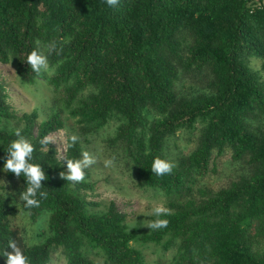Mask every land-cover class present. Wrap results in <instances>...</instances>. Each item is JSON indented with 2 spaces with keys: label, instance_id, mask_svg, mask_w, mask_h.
<instances>
[{
  "label": "trees",
  "instance_id": "1",
  "mask_svg": "<svg viewBox=\"0 0 264 264\" xmlns=\"http://www.w3.org/2000/svg\"><path fill=\"white\" fill-rule=\"evenodd\" d=\"M37 41L51 75L26 63ZM250 58L264 71V0H120L115 8L105 0H0V62H15L24 83L41 79L62 92L75 121L63 107L41 122L38 108L19 115L0 81V173L25 190L23 176L3 170L21 128L35 147L31 162L48 176L38 208L21 201L19 209L0 191V264L12 239L31 264H49L57 251L67 264H149V248L176 250L162 264H264V79ZM112 121L106 141L114 161L122 158L140 187L165 196L167 228H132L116 202L89 199L97 182L86 170L83 183L60 178L67 159L81 158L89 137ZM60 129L64 154L42 147ZM181 130L196 133L195 146L172 158L167 143ZM73 134L80 141L69 147ZM227 150L248 173L219 189L202 184L215 171L214 153ZM156 157L175 162L173 174L154 175ZM20 210L29 237L12 226Z\"/></svg>",
  "mask_w": 264,
  "mask_h": 264
},
{
  "label": "rangeland",
  "instance_id": "2",
  "mask_svg": "<svg viewBox=\"0 0 264 264\" xmlns=\"http://www.w3.org/2000/svg\"><path fill=\"white\" fill-rule=\"evenodd\" d=\"M249 61L253 69L260 70L264 79V71L262 70L263 61L259 58H250ZM50 68L53 72V67ZM0 81L5 85L9 94V101L19 115L38 108L39 118L37 121L41 122L56 111L53 110L54 107H59L60 109L63 107L61 110L63 117H66L70 125L75 124L74 118H71L70 113L66 110L68 106L63 102V93L54 91L52 85L45 82V80L38 79L35 83H24L17 73L15 62H0ZM184 85L185 88H188L190 82L186 81ZM116 123V121H112L104 131L92 134L89 137L90 144H88L89 150L87 151L95 158L96 162L86 169V171L90 175L89 179L97 182V187L94 195L90 196L88 194V197L103 205L113 200L116 202L118 209L128 215V222L132 228L141 227L144 220L150 219L151 215L149 214L154 205L163 204L165 206L166 198L162 193L140 187L136 177L130 175L127 163L122 158L119 162L114 161L112 155L113 148L111 145L109 146L106 139L108 134H113ZM192 132L181 130L176 136L169 139L166 151H168L170 157L177 158L181 153H187L194 149L196 133ZM48 137L54 141L51 144L57 147L59 153L64 154L67 146V130H57L49 134ZM214 154L216 156L215 171L204 176L200 180L202 184L219 189L227 186L231 178H235L241 173H248L245 165L231 161L230 151L227 150L220 156H217V153ZM19 186V181L8 180L3 173H0V191L13 200L20 209L21 201H19V195L21 189ZM103 205L98 207V209L102 208ZM11 222L12 226L20 232H23L24 228H26V232L24 233H27V237L32 233L31 222L25 212L20 210L19 214L12 217ZM38 227H40L39 223H36L35 230ZM43 238H38L39 243L42 242L40 240ZM145 251L149 264H162L169 262L176 250L170 249L163 252L159 248L156 251L153 248H149ZM49 264L67 263L64 255L60 251H57L53 254Z\"/></svg>",
  "mask_w": 264,
  "mask_h": 264
},
{
  "label": "clouds",
  "instance_id": "3",
  "mask_svg": "<svg viewBox=\"0 0 264 264\" xmlns=\"http://www.w3.org/2000/svg\"><path fill=\"white\" fill-rule=\"evenodd\" d=\"M110 8H115L119 5L120 0H105ZM37 47L34 48L27 56L26 63L31 70L37 75L47 73L52 74L49 65L48 56L40 49V41L36 42ZM57 51L56 44L53 43L48 47V52ZM59 54V52H58ZM17 139L13 140L7 149V159L4 164V171L15 174L17 178L23 176L27 181L25 190L20 193L19 201L24 203V208L31 210L40 207L41 200L46 199L48 193L42 191L44 188L43 182L48 179L43 167L39 164L31 162L35 151L34 145L22 135V129H15ZM69 147L75 146L79 141L78 135H71L69 138ZM54 141L50 137H44L40 143L42 147L48 146ZM95 158L88 152L81 153L79 159H67V172H60L61 179L67 182L83 183L86 178V169L95 163ZM177 167L176 163L167 159L156 157L151 165V171L154 175L163 177L173 174ZM30 214V213H29ZM172 210L163 204H156L152 208L149 215L156 217L155 219H146L141 224L142 227L150 228L151 231L165 229L169 225V220L161 217L172 215ZM10 248L11 251H7ZM6 258V264H31L28 256H26L16 240H9L6 250L2 254Z\"/></svg>",
  "mask_w": 264,
  "mask_h": 264
},
{
  "label": "built area",
  "instance_id": "4",
  "mask_svg": "<svg viewBox=\"0 0 264 264\" xmlns=\"http://www.w3.org/2000/svg\"><path fill=\"white\" fill-rule=\"evenodd\" d=\"M260 7H262V6H260Z\"/></svg>",
  "mask_w": 264,
  "mask_h": 264
}]
</instances>
